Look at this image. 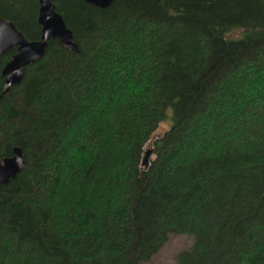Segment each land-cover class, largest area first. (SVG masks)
I'll use <instances>...</instances> for the list:
<instances>
[{"label":"trees","instance_id":"obj_1","mask_svg":"<svg viewBox=\"0 0 264 264\" xmlns=\"http://www.w3.org/2000/svg\"><path fill=\"white\" fill-rule=\"evenodd\" d=\"M54 4L79 52L49 40L0 98V160H25L0 264H145L173 234L175 264H264V0ZM38 10L0 0L29 41Z\"/></svg>","mask_w":264,"mask_h":264},{"label":"water","instance_id":"obj_2","mask_svg":"<svg viewBox=\"0 0 264 264\" xmlns=\"http://www.w3.org/2000/svg\"><path fill=\"white\" fill-rule=\"evenodd\" d=\"M54 0H39L38 24L41 27L39 40L29 41L11 23L0 17V58L15 53L10 57L2 70L3 87L0 98L10 89L21 83L24 69L40 61L48 46L49 40H55L66 49L79 52L74 42L72 32L66 27L62 16L56 11ZM85 3L98 8L108 9L114 0H83ZM152 152L147 151L142 165H148ZM25 163L23 152L15 148L11 157L0 160V188L9 184L21 172Z\"/></svg>","mask_w":264,"mask_h":264},{"label":"rangeland","instance_id":"obj_3","mask_svg":"<svg viewBox=\"0 0 264 264\" xmlns=\"http://www.w3.org/2000/svg\"><path fill=\"white\" fill-rule=\"evenodd\" d=\"M162 129L163 128H161L160 131ZM192 244L193 239L190 236L178 234L170 235L167 242L157 254L152 257L150 262L145 264H175L177 256L181 252L190 249Z\"/></svg>","mask_w":264,"mask_h":264},{"label":"flooded vegetation","instance_id":"obj_4","mask_svg":"<svg viewBox=\"0 0 264 264\" xmlns=\"http://www.w3.org/2000/svg\"><path fill=\"white\" fill-rule=\"evenodd\" d=\"M54 2V1H53ZM38 3H39V0H38ZM38 13H39V10H38ZM7 21V20H6ZM9 22V21H8ZM13 24V23H12ZM14 25V24H13ZM15 53V50H13L11 53H9V54H7V55H4V56H8L9 55V58H8V60H7V62L9 61V59H10V57L13 55ZM4 56H2V57H4ZM1 57V58H2ZM1 58H0V60H1ZM6 62V63H7ZM5 63V64H6ZM5 66V65H4ZM4 68V67H3ZM3 70V69H2ZM1 76H2V71H1ZM3 77V76H2ZM3 80H4V77H3ZM13 88V87H12ZM11 90V89H10ZM10 92V91H9ZM6 95V94H5ZM3 97V96H2Z\"/></svg>","mask_w":264,"mask_h":264}]
</instances>
